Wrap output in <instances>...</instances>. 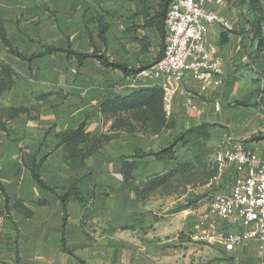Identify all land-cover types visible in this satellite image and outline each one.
Returning <instances> with one entry per match:
<instances>
[{"label":"crops","instance_id":"1","mask_svg":"<svg viewBox=\"0 0 264 264\" xmlns=\"http://www.w3.org/2000/svg\"><path fill=\"white\" fill-rule=\"evenodd\" d=\"M31 1L34 15L44 16V22L37 31V35L41 38L36 41L41 40L42 43L65 48L66 38H68L73 51L90 55V57L83 61L81 67H77V60L72 57L67 58L63 53L45 56L41 59L49 61V58H56V66L49 65L45 72L39 74L33 72V77H29L27 74L20 76L15 67L11 65L19 75V80L11 89L7 106L15 108L38 107L39 109L36 120H26L25 117L15 119L24 123L21 133L19 132L21 136L17 135L16 138L21 137L18 143L33 144L29 159L42 143L41 150H45L43 154H48V156L40 168V177L47 185L56 187L58 192L68 188L78 178L91 175L96 194L91 204L92 216L89 218V222L103 226L111 223L114 219L113 195L110 194L108 197V190L120 191L126 186L122 182L120 171L122 162L128 160H121V157L131 156L135 148H140L145 152L150 151L144 148L145 145H142V142L149 138L140 133L134 135L122 133L119 138L111 140L100 151L87 159L85 168H70L63 163L61 148L52 151L54 148L52 140L48 138L44 142L42 141L47 129L53 126L56 133L74 130L81 122L85 121L86 133L90 136L100 134L111 124V121L103 119L99 112L104 101L118 95H129L141 88L157 87L163 90L164 87H167L171 90L173 125L172 128L153 136V138H157L159 145L164 147L169 142H166V145L160 144L159 137L165 135L166 138L171 137L170 141H172L185 130L202 123H208L207 119L211 115L214 105L218 106L227 96L225 81L230 77H236L234 74L236 65L238 64L240 73L242 69L246 68L249 62L250 48L248 46H250V42L246 40L238 19L234 18V10L228 8L225 0L224 5L217 11L221 16L230 20L232 29L224 30L213 26L209 27L206 33V41L216 46L222 60L221 76L218 77L219 85L202 91L201 85L191 76H186L181 83H176L168 77L146 82L133 77V75L127 76L120 70L106 68L93 56V53L96 51L98 55H103L108 62L121 63L128 68H145L156 62L162 53V36L157 25V15L163 0ZM23 6L22 4L19 6L18 0H0V18L12 44L14 40L21 37L26 38L17 24V18L22 14L20 10ZM98 17L107 25L105 45L98 37ZM234 21L237 22V25ZM13 30L15 33L10 34ZM50 36L56 38L57 41L49 40ZM33 44L36 47L27 55L41 51L36 42ZM7 55L0 42V60L8 63ZM38 60L33 61L31 65ZM31 65H27V68L30 69ZM231 84L232 82L229 84V89L233 87ZM182 91L193 94L190 105H187L185 95L181 94ZM136 138L140 144L135 142ZM191 156L189 151H185L175 161L155 162L153 158L138 160L139 165L135 175L138 174L141 162L156 163V173H161L174 169L179 163H189L192 159ZM111 164L115 171L112 170ZM22 168L24 171H0V182L10 198L9 214H6L4 199L0 193V264H17L16 243L19 264H81L77 258L84 261L85 264H110L111 255L108 254L107 249L100 245L95 246L96 244L87 241H92L91 239L83 235L82 213L77 203L71 202L66 205L68 217L65 229L66 248L72 251L76 259L60 251L61 206L55 196L36 185L30 171L24 166ZM113 172L117 173L120 178L117 183L113 182L112 177L115 175ZM156 173L148 174L143 178ZM131 194L134 201L139 204L132 188ZM208 198L205 204L202 203L194 209L183 212L186 218L183 224L184 230L186 229L191 234L196 232V223L207 209ZM14 201L21 203L24 208L32 212L31 218H23L15 212L13 210ZM39 201H45L46 204L39 205ZM43 207H53L56 219L59 214L57 227L59 235L53 238L54 243L49 242L48 233L22 230L15 218V216H19L25 222H29L35 212ZM12 222L17 225L18 232L15 231ZM25 224L24 227H26ZM218 229L221 235H224L238 228L221 221L218 224ZM71 236L78 238L77 243L72 241ZM191 240L178 241L177 236L168 239L167 233L161 232L159 228L157 230V264L171 263V255L168 250L169 242L174 244V247L170 248H176V250L184 246L188 256L197 252V256L202 258L213 257L211 263L205 264H264V242L250 241L227 252L219 239L211 245ZM173 264H176L175 261Z\"/></svg>","mask_w":264,"mask_h":264},{"label":"rangeland","instance_id":"2","mask_svg":"<svg viewBox=\"0 0 264 264\" xmlns=\"http://www.w3.org/2000/svg\"><path fill=\"white\" fill-rule=\"evenodd\" d=\"M18 1L19 6L21 4L24 6L20 10L22 14L17 18V24L26 38L21 37L14 40L13 46L22 54L27 55L36 47L27 38L35 41L41 38L37 35V31L44 22V16L34 15L31 0ZM226 1L228 8L234 10V18L238 19L239 26L243 24L244 20L250 19L246 7H241L238 0ZM251 4L253 19L258 26L257 28L261 27V30H258L257 37L259 40H263L254 46L255 54L252 60L249 59L246 68L242 69L240 73L237 64L234 72L236 77H230L229 80L225 81L227 96L223 98V102L218 106L214 105L211 115L207 119L208 124L217 126L206 128V135L209 137L205 144L206 150L202 155L203 161L201 163L196 162L194 164L195 168L191 170L190 174L178 177L167 188L159 189L156 193L150 194L143 203L137 204L134 201L131 194L132 182L120 191L114 190L112 192L108 190L107 196L109 197L112 194L114 200L113 221L103 226L94 225L89 220L82 221L83 235L91 239L92 241H87L96 244L95 246L100 245L107 249L108 254L111 255L110 264H157V230L159 228L161 232L167 233L168 239L177 236L178 241L191 240L193 234L183 228L186 220L183 212L187 209H183L178 213H173V210L184 205L186 201L192 200L196 195L207 193L208 196L215 192L225 191L228 188L229 175L225 174L217 181L212 180L217 175L212 160L214 153L229 138L238 139L247 145L264 143V99L261 98L264 80V0H251ZM234 23L237 25V22L234 21ZM14 33V30L10 32V34ZM49 40L57 41L53 36H50ZM7 57V64L15 67L20 76L27 74L29 77H33V72L34 74L45 72L49 65L56 66L57 63L56 58H49V61L41 59L34 62L29 69L24 62H20L17 58L10 55H7ZM220 74L218 76H221ZM231 82L233 87L229 89ZM10 93L11 90L5 92V96L3 95L0 98V124L4 126V128H0V171H24L22 168L23 163L24 161L28 162L33 144H30V146L29 144L18 143L21 137L17 139L16 136L20 135L19 132L21 133L23 121L6 120L7 116L4 109L8 107ZM37 109L38 107L32 112V116L39 113V109ZM169 118L172 123L171 115ZM148 138L146 141H141L147 150H158L162 147L157 142V138ZM158 140L160 144H165L171 142V137L166 138L163 135ZM135 142L140 144L138 138L135 139ZM185 151L192 154L191 145L177 146L176 156H182ZM40 152L43 154L45 150ZM139 167L136 177H144L157 172L156 163L141 162ZM112 170L115 171L113 165ZM113 173L115 174L112 177L113 182L117 183L120 178L117 173ZM92 183L94 182L92 181ZM206 200L205 198L202 203L205 204ZM127 207L129 209H126ZM54 213L53 207H43L35 212L34 217L29 222H25L19 216H15V218L22 230L48 233L49 242L54 243L53 238L59 235L57 230L59 214L56 219ZM24 223H26V227H24ZM176 227L178 228L176 229ZM71 239L74 243H77V237L71 236ZM168 245L171 255L170 264H173V261L176 264H205L213 261V257L206 256L202 258L197 256V252L188 256L184 246L176 250V248H170L174 247V244L169 242ZM182 248L183 250H181Z\"/></svg>","mask_w":264,"mask_h":264},{"label":"trees","instance_id":"3","mask_svg":"<svg viewBox=\"0 0 264 264\" xmlns=\"http://www.w3.org/2000/svg\"><path fill=\"white\" fill-rule=\"evenodd\" d=\"M172 0H163L160 6V11L157 15V25L162 36V52L163 41L165 34V17ZM241 7H246L250 19L244 20L242 30L245 33L246 40L250 42V53L248 58L253 59L255 54L254 46L258 45L263 39H258L257 24L253 19V9L251 0H238ZM252 16V17H251ZM98 24V37L105 45V32L107 25L102 21L100 17L97 18ZM257 29V30H256ZM30 42H36L41 51L32 53L30 55L22 54L17 48L13 46L7 37L6 30L3 25V21L0 18V42L6 53L19 61L26 63L28 66L35 60L41 59L45 56L54 55L57 53H63L67 58H74L77 60V67L83 65V61L88 59L90 55H85L73 51L70 47L68 38H66V47L57 48L54 45H48L42 43L41 40L33 41L27 38ZM254 50V51H253ZM95 56L99 62L106 68L116 69L122 71L125 75H135L141 69L140 68H128L124 64L117 62H108L103 55H98L94 51ZM162 56V53H161ZM160 56V58H161ZM159 58V59H160ZM158 59V60H159ZM157 60V61H158ZM264 79V78H263ZM18 80V75L15 70L4 61L0 60V98L5 92L10 91ZM261 98L264 99V80L261 90ZM36 107H7L4 112L7 116L6 120H15L20 117H25L26 120H36L37 116H32V112ZM103 119L110 120V126L100 134L90 136L86 133V122L83 121L74 130L62 131L56 133L54 127L51 126L44 134L43 142L50 138L54 144V150L62 149L63 163L70 168H85V161L100 151L111 140L119 138L122 133H128L134 135L140 133L146 137H153L159 135L165 130L172 128L173 123L170 122V118L166 117L163 109V90L157 87L141 88L135 90L126 96H115L112 99L104 101L99 109ZM217 125H210L208 123H202L199 126L191 127L178 136H176L166 146L161 147L158 151L150 150L145 152L140 148H135L133 154L129 157H121L123 161L121 164L120 175L124 185L133 183V192L135 199L138 203H143L145 199L153 193H156L159 189L167 188L176 178L184 177L190 174L195 167L196 162L201 163L206 141L208 137L206 135V128ZM0 128H4L0 124ZM192 147V160L189 163H179L177 166L169 171L156 173L148 177H136L139 162L138 160H144L146 158H153L157 161H175L177 160L176 148L177 146H190ZM42 143L39 145L38 150L34 155L30 157L28 162L24 161L23 166L30 171L31 177L36 185L48 191L51 195L55 196L62 209V221H61V249L60 251L75 258L72 251L66 248L65 241V229L67 223V211L66 205L68 203H77L82 213V220L87 221L92 216L91 204L95 197V185L91 181V175H85L78 178L73 184L62 192H58L56 187H51L44 183L40 177V168L47 158L48 154H41ZM211 178V176H210ZM0 193L4 199V209L9 214V196L7 195L4 186L0 182ZM207 199V193L196 195L192 200L186 201L184 205L173 210V213H178L183 209H194L198 207L204 199ZM39 205H45V201H39ZM13 210L20 214L23 218L29 219L33 215L32 212L23 207V205L17 201H14ZM13 223V227L18 232L17 225ZM16 246L17 264H19L18 258V245ZM81 264H85L77 258Z\"/></svg>","mask_w":264,"mask_h":264},{"label":"built area","instance_id":"4","mask_svg":"<svg viewBox=\"0 0 264 264\" xmlns=\"http://www.w3.org/2000/svg\"><path fill=\"white\" fill-rule=\"evenodd\" d=\"M225 0H172L165 17L161 58L133 77L149 82L168 77L181 83L191 76L201 90L219 85L222 60L215 45L206 41L209 27L231 30L230 20L218 13ZM187 105L193 98L183 92ZM163 109L171 115V90L163 88ZM217 181L229 175L225 191L209 195L207 209L197 221L192 239L211 245L217 239L227 252L250 241L264 242V143L247 145L229 138L213 155ZM238 228L221 235L219 222Z\"/></svg>","mask_w":264,"mask_h":264}]
</instances>
